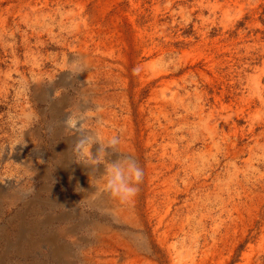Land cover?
Here are the masks:
<instances>
[{
    "label": "rangeland",
    "instance_id": "374dc122",
    "mask_svg": "<svg viewBox=\"0 0 264 264\" xmlns=\"http://www.w3.org/2000/svg\"><path fill=\"white\" fill-rule=\"evenodd\" d=\"M113 139L144 173L118 213ZM95 223L144 264H264V0H0V264H85Z\"/></svg>",
    "mask_w": 264,
    "mask_h": 264
},
{
    "label": "clouds",
    "instance_id": "9594fccd",
    "mask_svg": "<svg viewBox=\"0 0 264 264\" xmlns=\"http://www.w3.org/2000/svg\"><path fill=\"white\" fill-rule=\"evenodd\" d=\"M66 123L69 127H76L77 122L70 117ZM117 143L118 141L113 139L104 149L106 154L109 150H111V153L110 158L103 164V188L112 197L119 199L121 202H127L138 193L139 184L143 180L144 173L136 159L131 155H125L118 151ZM82 144L83 142L78 144L77 150H80Z\"/></svg>",
    "mask_w": 264,
    "mask_h": 264
},
{
    "label": "bare ground",
    "instance_id": "6f19581e",
    "mask_svg": "<svg viewBox=\"0 0 264 264\" xmlns=\"http://www.w3.org/2000/svg\"><path fill=\"white\" fill-rule=\"evenodd\" d=\"M125 131H127V130H125ZM113 198H112V200H110L108 202H106V199L101 201L99 203V206L103 207V208L104 207H106V208L110 207L112 211H114L115 213H118L115 211V208L119 205V203L117 202V198H114V199ZM168 203H170V202H168ZM157 222H159V221H157ZM162 224H164V223H162ZM94 227L96 230V239H97L98 244L91 248L90 253H92V255H89V254L84 255L86 257V259L84 257L85 264H87V263H89V261H93V260H94L95 264H142L143 263V261H144L143 257L140 256L136 252L135 249H132L126 241L118 239L119 236L117 234H115V233L111 234L110 233L111 231L108 230L107 226L100 224V223H95ZM68 264H73V262L70 261ZM151 264H153V263L151 262Z\"/></svg>",
    "mask_w": 264,
    "mask_h": 264
}]
</instances>
